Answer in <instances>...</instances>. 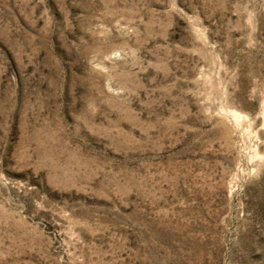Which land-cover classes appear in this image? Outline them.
<instances>
[{"label": "rangeland", "instance_id": "1", "mask_svg": "<svg viewBox=\"0 0 264 264\" xmlns=\"http://www.w3.org/2000/svg\"><path fill=\"white\" fill-rule=\"evenodd\" d=\"M0 264H264V0H0Z\"/></svg>", "mask_w": 264, "mask_h": 264}]
</instances>
